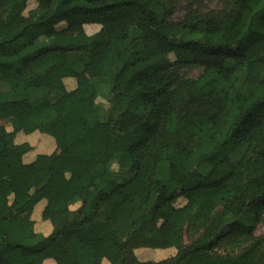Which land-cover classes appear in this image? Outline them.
Returning <instances> with one entry per match:
<instances>
[{
  "label": "trees",
  "instance_id": "1",
  "mask_svg": "<svg viewBox=\"0 0 264 264\" xmlns=\"http://www.w3.org/2000/svg\"><path fill=\"white\" fill-rule=\"evenodd\" d=\"M180 1L0 0V264H264V0L177 22ZM34 133L56 151L14 143Z\"/></svg>",
  "mask_w": 264,
  "mask_h": 264
},
{
  "label": "rangeland",
  "instance_id": "2",
  "mask_svg": "<svg viewBox=\"0 0 264 264\" xmlns=\"http://www.w3.org/2000/svg\"><path fill=\"white\" fill-rule=\"evenodd\" d=\"M229 0H181L177 4V8L174 14V20L179 22L182 21L187 14L189 13L190 9H196L199 12L203 14H209V13H218L221 12L225 9V6ZM35 1H31L29 4L28 11L32 10L35 6ZM63 24L62 26H64ZM60 26V27H62ZM104 28L109 35L113 33V28L110 24L104 25V26H95L94 28H88L87 31L89 34L92 33V31H97V30H102ZM258 34L261 35L262 31L261 29H258ZM171 59L174 61L175 57L171 56ZM204 72L203 68L200 67H193V68H186L182 70V74L185 78L187 79H197L200 77ZM95 72L90 71L89 76H93ZM98 102L100 104H104L105 108H108V102L104 100L103 98H99ZM12 118V115L9 114L8 111L3 112V117L1 121V125L6 127L9 125L10 119ZM12 133V132H11ZM117 170V167L114 168ZM248 190L251 194L256 195L260 194L262 195L264 193V187L256 182H251L249 183ZM117 201L125 205V197H119L117 198ZM186 204V201L184 199H180L177 203V207H182ZM199 236H195L194 234H187L185 238V242L187 245L193 242L194 239H196ZM255 237H263L264 238V221L262 224L258 226V229L255 233ZM248 247L247 243L242 244L240 247H224L221 250H219L217 253L222 255V256H237L239 255L245 248ZM139 250H147L150 253L157 252V257H152L154 259H159V258H167L172 256L173 254L176 253L175 248H170V249H164V250H153V249H147V248H141Z\"/></svg>",
  "mask_w": 264,
  "mask_h": 264
},
{
  "label": "crops",
  "instance_id": "3",
  "mask_svg": "<svg viewBox=\"0 0 264 264\" xmlns=\"http://www.w3.org/2000/svg\"><path fill=\"white\" fill-rule=\"evenodd\" d=\"M95 26L99 27L100 25H87V26H85V32L87 34H89L87 29L88 28H94ZM98 31L99 30L92 31V33L90 35H93V34L97 33ZM65 86L69 91H74L75 89H77V82L75 79H66L65 80ZM5 111H8L9 114L12 115V118L10 119L9 125L5 127L7 132L9 134H11V132H13L11 120L14 117V113H13L12 109L5 110ZM25 142H28L33 148H35V150H37V153L52 154L57 149V145L51 136H47V135L42 136L39 133H34L33 135L28 136V137L23 136V135H17L16 138L14 139V143L18 144V145L23 144ZM34 154L35 153H33V155L31 154V155H28L27 157H25V159H24L25 162L31 163L35 158L36 154L35 155ZM57 195H58L57 192H52V193L48 194L46 196V198L43 201H41L35 208L33 218L36 222V229L38 232L44 234L45 236H49L52 233L53 229H52L49 222L42 221V214H43L46 206L48 205V203L52 202L57 197ZM78 207H79V205L72 207V209H75ZM135 254H136L137 258L142 262H146V261L159 262V261L166 260L168 258L175 256L176 253L170 257L159 258V259L152 258V257H157V254H158L157 252L150 253L147 250H139V251L136 250ZM43 264H56V263L54 260L48 259ZM103 264H110V263L107 260H104Z\"/></svg>",
  "mask_w": 264,
  "mask_h": 264
}]
</instances>
